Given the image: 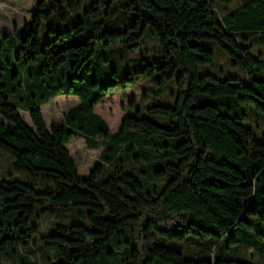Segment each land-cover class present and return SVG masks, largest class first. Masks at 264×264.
<instances>
[{
    "label": "trees",
    "instance_id": "16d2710c",
    "mask_svg": "<svg viewBox=\"0 0 264 264\" xmlns=\"http://www.w3.org/2000/svg\"><path fill=\"white\" fill-rule=\"evenodd\" d=\"M61 1L72 6L77 0ZM39 4L18 42L0 31V115L8 121L0 120V149L13 155L17 169L53 187L0 179V264L2 251L16 255V247L32 241L55 248L59 264H255L226 254L229 243L264 220V135L257 134L264 130V0H247L220 17L204 0H93L81 20L45 42L39 32L51 12ZM112 10L129 12L132 22L122 30H87ZM148 26L159 40L150 61L123 78L94 62L98 47L134 50ZM72 34L84 36L58 46L56 39ZM190 37L215 40L248 83L199 73L198 64L214 54ZM154 74L162 84L176 77L174 104L148 108L169 125L135 108L112 132L95 106ZM58 95L78 102L48 128L42 106ZM73 137L101 150L87 177L66 146ZM49 205L85 207L92 227L60 223L30 237V220ZM158 236L210 240L212 254L188 258L159 244ZM256 236L250 241L264 238Z\"/></svg>",
    "mask_w": 264,
    "mask_h": 264
},
{
    "label": "rangeland",
    "instance_id": "374dc122",
    "mask_svg": "<svg viewBox=\"0 0 264 264\" xmlns=\"http://www.w3.org/2000/svg\"><path fill=\"white\" fill-rule=\"evenodd\" d=\"M41 0H0V31L1 34H8L10 38L18 42L31 23L34 14L40 7ZM45 9L51 12L50 18L43 21L39 39L41 42L52 40L55 31L66 30L75 22L82 19L83 10L93 0H77L72 6H66L61 0H43ZM211 2L218 16L224 15L245 3L247 0H204ZM60 4V5H59ZM63 5V6H61ZM132 22V16L124 10H112L108 16L94 20L87 24L89 32L99 33L103 29L122 30ZM49 29H52L51 32ZM82 37L70 35L62 41L56 39L58 46L68 45L78 42ZM7 38L3 37V40ZM189 42L213 52L214 58L211 62L198 64V72H209L217 77H236L244 83H248L246 72L232 64L231 58L222 50L215 40L203 37H190ZM3 45V44H2ZM159 40L150 26H148L140 38L139 45L130 50L120 45L116 47H98L93 58L94 62L100 64L106 71L116 70L119 77L123 78L128 73L133 72L144 61H150L151 55L157 50ZM175 76L172 80L165 83H157V75H151L140 80L134 87L123 92H112L107 98L95 106V111L101 114L109 124L112 132L118 130L123 118L138 108L142 115L151 118L161 125H169L168 118L163 115L150 113L149 107L155 103L163 105H173L177 94V84ZM78 102L76 96L58 95L53 100L42 106L44 120L48 128L53 123H62L64 113ZM19 113L25 119L26 123L34 128L28 112L20 108ZM251 113V112H250ZM255 117V115H252ZM0 120L8 122L2 115ZM259 136L264 135V130L257 131ZM71 154L77 162L80 176H89L95 164L100 160V149H90L87 147L83 137H73L66 144ZM16 178L27 182L37 190H44L53 187L48 180L30 176L26 170L17 169L12 154L4 149H0V179ZM143 177V176H142ZM141 177V180H143ZM87 209L83 206L61 207L49 205L40 209L38 214L30 220L28 225V235L36 238L40 234H49L54 231L57 224L78 222L91 228L87 216ZM241 228L233 232L243 235ZM264 234V220L260 224H255L250 235L257 237V233ZM250 235L244 234L237 244L229 243L232 246L231 252L226 254L228 258H244L253 260L255 264H264V252H261L264 246V238H260L257 243L250 241ZM157 242L171 249L180 250L188 258L201 259L209 258L210 240H201L189 236L184 240H171L163 236L157 237ZM214 249V248H213ZM212 249V251H213ZM16 255H11L8 251L1 252L2 264H21L27 262L30 264H59L60 255L53 247L36 244L34 241L26 247H16ZM225 251H228L225 249Z\"/></svg>",
    "mask_w": 264,
    "mask_h": 264
}]
</instances>
